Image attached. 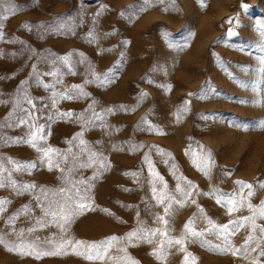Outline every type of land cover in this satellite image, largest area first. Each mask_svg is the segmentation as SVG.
Returning a JSON list of instances; mask_svg holds the SVG:
<instances>
[{
    "label": "rangeland",
    "instance_id": "374dc122",
    "mask_svg": "<svg viewBox=\"0 0 264 264\" xmlns=\"http://www.w3.org/2000/svg\"><path fill=\"white\" fill-rule=\"evenodd\" d=\"M14 2L21 6V10L0 21L4 24V38L0 40V93L4 96L0 98L7 99L15 94L20 82L29 79L34 63L41 71L49 70V65L38 63L35 55L29 59V49L36 50L41 58L50 53L84 54L85 63L77 66V74L64 75L63 84L58 86L61 91L73 84H84L88 62L96 73L107 72L118 63L119 71L112 83L103 87L97 83L84 85V90L90 93L88 98L59 100L55 107L51 106L50 89L35 85L29 88L31 96L43 97L42 101H36L38 107L48 105L43 112L44 119L40 120L45 125L46 135L42 143L59 149L60 154L69 148L73 152L78 150L79 140H73V137L81 132V124L75 122V116L48 120V115L55 117L57 112L67 111L83 113L93 99L98 102L97 111L115 108L114 114L105 117L106 128L97 122L96 126L84 131L82 137L103 153L110 167L93 181L94 186L88 192L90 208L78 215L66 232H61L56 223H49L51 217L44 218L46 226L36 224V219L43 216L36 206L40 186L61 187L64 185L59 178L61 173L55 167L49 171L46 164H39L30 174L14 173L18 181L34 183L37 189L17 195L10 187L0 188V199L11 201L6 205V211L0 214V236L6 242L0 243V264H114L107 258L104 261L88 260L73 252L71 246L67 247L65 254L40 258L35 254L21 255L9 251L8 247L20 240L32 242L39 238L41 250H53L54 244L44 242L52 240L55 243L62 236L99 242L113 235L124 237L141 223L145 227L163 230L157 216L163 215L166 205H160L153 196L151 181L155 178L149 172L145 155L153 169L163 177V182L155 179L158 192H170L180 199L181 193L175 192L178 183L187 188L186 181L190 180L196 186L191 197L196 200L195 204L191 199L183 207L173 204L175 215L171 218V237H179L185 222L193 216L196 218L195 227L203 230L211 228L205 217L223 225L250 215L246 206L230 215L226 207L216 203L215 195L203 193L219 190L234 194L239 192L237 180L254 185L264 182V129L257 126L258 121L264 120V107L240 103L242 99L257 97L237 83L240 79L255 78L254 72H245L242 66L252 69L257 66L255 57L260 53L254 46L260 41V35L256 26L258 22H264V0H203V5L200 0H174V3L165 0L164 4L153 3L147 11L132 19L127 15L122 17L120 13L130 5L145 6L143 0H86L84 22L77 28L75 36L54 35L43 27L29 31L22 25L25 22L51 25L65 17L75 18L85 7L82 0ZM242 3L249 5L247 10L242 9ZM101 4L108 5V10L98 18L95 26L97 41L89 43L86 34L93 28V14ZM165 7L169 9L167 12L163 11ZM230 17H238V26L235 20L232 25L226 23ZM230 27L238 33L236 36L227 37ZM107 33L110 35H105ZM13 40L14 43L9 42ZM241 48L245 51H240ZM43 79L46 83L53 81L52 77ZM186 100L190 102L188 111L178 120L177 110ZM120 105L126 106L127 110L117 107ZM10 107L0 105V120ZM203 115L209 118L203 119ZM142 119L148 123H142ZM149 125L155 127L149 131ZM157 129L163 134H157ZM4 132L7 137H20L25 135L27 128L5 129ZM137 145L144 147L134 150ZM209 150L214 166L206 176L193 164V153L203 155ZM0 155L5 159L34 161L40 154L27 145L0 143ZM53 158L58 159L59 154H54ZM95 170V165L82 169L76 178L91 177ZM227 172L231 175H226ZM247 191L244 189L243 194L246 195ZM261 200H264V189H257L252 203L259 205ZM25 204L32 212L22 214L13 224L6 223ZM258 223L264 224V221ZM30 227L35 231L29 233L27 229ZM20 229L25 230L23 236L19 235ZM213 232H206L200 241L206 239L223 246L222 240ZM247 235V225L231 235L233 249L240 247ZM160 240L157 234L151 244L134 242L135 246L127 247V253L139 264H182L185 253L179 251L178 245L166 249L164 260L151 254ZM200 241L186 244L187 251L197 257L196 264H251L256 255L250 249L247 256L221 254L202 246ZM121 245H114L110 255L123 256L124 253H117V247ZM261 261L264 262V257Z\"/></svg>",
    "mask_w": 264,
    "mask_h": 264
},
{
    "label": "snow or ice",
    "instance_id": "6c2138e0",
    "mask_svg": "<svg viewBox=\"0 0 264 264\" xmlns=\"http://www.w3.org/2000/svg\"><path fill=\"white\" fill-rule=\"evenodd\" d=\"M174 3V0H172ZM203 5V0H200ZM85 5L81 10V14H78L75 18L65 17L59 20L58 23L51 25L43 24H29L25 22L22 27L29 31L34 28H45L47 31L54 35L59 36H75L77 28H79L84 22V14L86 12V0H82ZM153 3L164 4L165 0H143L145 6L137 8L136 5H130L125 11H122L120 15L129 16L130 19L137 17L140 13H143L152 7ZM242 9L247 10L249 5L241 4ZM21 10V6L17 5L14 0H0V21H5L11 16H14ZM108 10V5L101 4L98 10L93 14L92 25L93 28L89 30L86 34V38L89 43L96 42L98 36L95 32V26L98 23V18ZM169 9L165 7L163 11L167 12ZM235 20L237 26L239 24L238 17H230L226 23L232 25ZM257 31L260 35V41L254 46L255 50L260 54L255 57L257 66L252 69L250 66H242L245 72H254L255 78L252 80H237L238 85L241 88L249 89L256 94L255 99L247 100L242 99L239 102L242 104H252L264 107V22H258ZM4 24L0 23V40L4 38L3 32ZM238 33L230 27L226 33L227 37H234ZM105 35H110L107 33ZM167 36V33H164ZM14 43L15 40L9 41ZM125 43H128L127 41ZM240 51L244 52L245 49L241 48ZM29 59L33 55L36 56L38 63H46L49 65L48 71H41L37 67V64L32 65V71L29 74V79L20 82L17 91L11 97L4 99L0 98V105H11L10 110L7 114L0 120V143L2 144H23L33 148L38 154V160L34 161H18L12 157H7L6 159L0 155V188L10 187L17 195H23L28 192H34L37 189V185L34 183H24L18 181L14 177L16 172H27L31 173L32 170L37 169L39 164H46L49 171L53 170L55 167L60 173L59 177L64 181V185L57 189H49L45 186H40V196L36 197V206L39 207L43 213V216L36 219V224L39 226H46L44 222L45 217H51L49 223H56L57 227L61 232H66L71 224L74 222L75 218L82 214L86 209L90 208V197L88 192L94 186L93 181H95L99 175H102L104 170L110 167V163L107 162V158L104 157L103 153L96 150L92 145H90L85 139H83V133L88 128L94 127L99 122L100 127L106 128L105 117L109 113L115 112V108L101 109L97 111L96 100H92L88 108L84 110L83 113H73L72 111L67 112H57L55 117L48 115V120L55 119H71L75 116V122L81 124V132L74 135L73 140H79L77 145L78 150L73 152L71 148L67 152L60 154L59 149H54L50 146H45L42 141L45 140V125L40 123L41 119H44L43 112L44 109L48 107L47 104L42 106L37 105V100L42 101L43 97H33L29 94V88L33 85L42 86L44 89L51 90V106L55 107L59 100H73V99H85L90 96V93L84 90V85L97 83L98 86H105L113 81L114 75L119 71V63L114 67L109 69L104 73H96L91 62H88L86 70V78L84 84H73L70 88H65L63 91L60 90L58 86L63 84V77L66 74L76 75L77 66L85 63V57L83 53L69 52L65 55H57L55 53H50L47 56L40 57V55L34 49H29ZM249 50V55H251ZM10 55L15 56L16 53H11ZM121 55H123L121 53ZM231 76V73H229ZM44 77H52L53 81L51 83H46ZM171 87L170 85L168 86ZM143 96H147V93H142ZM189 95H195L190 93ZM4 94L0 93V97ZM203 98V97H201ZM189 101H185L184 104L177 110V119L179 120L188 111ZM121 109H126V106H117ZM135 108L132 109L134 111ZM203 119H208V115H203ZM147 124L146 119L141 121ZM257 126L264 129V120L257 122ZM27 128V132L24 136L20 137H7L5 135V129L11 128ZM153 125H149L147 130L151 131ZM157 134H163V131L157 129ZM71 143V142H70ZM99 143V142H97ZM143 145L134 146V150ZM203 151V146H201ZM158 151H162L159 150ZM54 154H59V158L54 160ZM187 154V150H186ZM171 155L170 153L168 154ZM145 161L149 164V172L155 179H159L163 182V177L157 173L150 161L149 157L145 155ZM193 164L206 176L210 174L211 168L214 166V161L212 160V154L207 151L203 155L193 153ZM7 165H11L8 167ZM61 165H64L62 167ZM96 166L91 177H81L76 178L77 173L86 168H91ZM226 175H231L230 172L225 173ZM136 176L137 173H132ZM175 175V173H174ZM155 179L151 181L153 184L152 192L156 201L160 205H166L163 208V215H158L157 220L163 225V230L160 227L150 228L145 227L142 223L136 229L127 233L124 237L110 236L99 242H86L83 240H74L72 238H66L62 236L58 242H53L52 240H46L45 244H54L53 250L44 251L41 250V245L38 243L39 238L36 241L25 242L20 240L19 243L12 244L8 247L9 251H17L21 255H33L37 258L41 256H56L65 254L67 247L71 246L73 252L77 255H83L88 260H99L104 261L107 258L109 261H113L114 264H139L137 260L131 257L127 253V247L129 245L135 246L134 242H147L149 244L154 242V238L157 234L160 235L161 240L156 248L153 249L152 255H156L158 259L164 260L166 258V249L172 246L178 245L179 251L185 253L183 257L182 264H196L197 257L187 251V242H198L200 238L205 236L206 232H213L217 238L221 239L223 246L219 244H213L209 240H202V246H207L209 250L218 251L221 254L231 253L233 256L243 255L247 256L249 254V249L252 253H256L252 257L251 264H264L261 261V257H264V224L258 223V221H264V200H261L259 205H254L252 203V197L256 194L257 189H264V182H258L257 184L246 183L242 180L235 181L236 185L239 186V192L234 194L222 193L217 190L215 193H203V195H215L216 203L226 207L228 213L231 215L233 212L238 211L241 207H247L250 212L248 216L239 217L236 220H230L228 223L219 225L214 223L210 218H207L208 224L211 228L198 230L195 227V216L190 218L185 222L183 226L182 233L179 237H171L170 233L173 230L171 227L172 216L175 215V210L173 209V204L183 207L186 202H188L192 195L193 189L196 186L187 180V188L181 186V184L176 185L175 192L181 193V198L177 197L170 192L161 190L157 191L155 187ZM179 179L186 180L184 177ZM81 185H86L87 187L81 188ZM165 189L167 185H164ZM247 189L246 195L243 194V190ZM41 196L43 199H41ZM51 196V198H49ZM167 202V203H166ZM10 200L0 199V214L6 211V205L10 204ZM191 203L195 204L196 200L191 199ZM107 211V210H105ZM202 211V209H201ZM32 212L29 205L25 204L17 212L13 213L6 221L8 224H13L22 214L27 215ZM139 215V213H137ZM248 227V235L246 236L243 244L233 249L231 246V235H235V232L240 228ZM15 231V229H13ZM24 229L19 230V235L23 236ZM29 233L34 232L35 229L30 227L27 229ZM121 242L123 244L121 245ZM0 243H6L3 236H0ZM114 245H121L117 247V253H124L123 256L118 254L110 255V252ZM254 245V246H253ZM78 249H83V251H78Z\"/></svg>",
    "mask_w": 264,
    "mask_h": 264
}]
</instances>
